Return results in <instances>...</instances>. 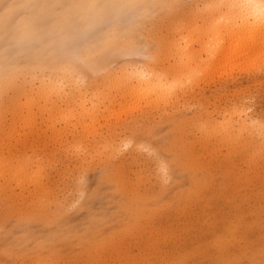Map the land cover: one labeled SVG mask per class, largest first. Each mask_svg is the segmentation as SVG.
<instances>
[{
    "label": "rangeland",
    "instance_id": "374dc122",
    "mask_svg": "<svg viewBox=\"0 0 264 264\" xmlns=\"http://www.w3.org/2000/svg\"><path fill=\"white\" fill-rule=\"evenodd\" d=\"M234 1L0 0V157L27 162L0 264H264V16Z\"/></svg>",
    "mask_w": 264,
    "mask_h": 264
},
{
    "label": "bare ground",
    "instance_id": "6f19581e",
    "mask_svg": "<svg viewBox=\"0 0 264 264\" xmlns=\"http://www.w3.org/2000/svg\"><path fill=\"white\" fill-rule=\"evenodd\" d=\"M233 4L234 5H240V9H243V10H246V11H253V12H256L257 13V15H259V16H264V0H235L234 2H233ZM240 13H242V12H240ZM246 15V14H245ZM249 15V14H248ZM237 16H239V15H237ZM264 23V22H263ZM262 22H261V24H263ZM262 26H264V24L262 25ZM111 33H112V35L111 36H113L114 37V39H116V35L118 34V31H111ZM126 39V38H125ZM121 42H125V41H128V39L127 40H124V38H122L121 40H120ZM111 51V49L108 47V46H105V50H101V52L100 53H92V54H90L91 53V51L89 52V54H88V58H87V61H84V60H82L81 59V57H80V59L78 60V61H80V63H82V65L83 66H85L88 70H94V69H98V68H100L101 67V63L103 62V61H105L106 60V57H108L109 56V52ZM105 58V59H104ZM104 59V60H103ZM143 68V67H142ZM144 69V68H143ZM144 71V70H143ZM143 71H142V73L141 72H139V73H141L140 75H141V77H142V79H144V77H145V73L143 74ZM148 71V70H147ZM148 74V73H147ZM137 75H139V74H137ZM149 75L150 76H148L149 78H147V79H149V80H151V82H155L156 80H155V78H156V76H157V74L155 75V73L153 72V70L152 71H150V73H149ZM140 77V78H141ZM146 78V77H145ZM158 78V77H157ZM156 78V79H157ZM57 80V79H56ZM148 82V81H147ZM59 83V82H58ZM50 84H52V82L50 83ZM54 84H55V82H54ZM150 84H153V83H150ZM48 85H49V83H48ZM50 86V85H49ZM149 90V89H148ZM235 113V112H234ZM239 114V113H238ZM237 115V114H236ZM240 117V116H239ZM234 121V120H233ZM244 125L245 124H243L242 126H241V128H242V130L241 131H243V128H245L244 127ZM246 126V125H245ZM217 130H219V131H221L222 132V135L220 134L219 136L221 137L222 136V138H220L222 141H224L225 140V145L227 144L226 143V141L228 142V143H230V146L233 148V149H235V150H238L239 149V151L240 150H243V148H245V150H243V151H245L246 152V150L247 151H249L250 149H252L253 147H252V143H253V140H251V141H246L247 140V138L246 137H244V138H246V140H244V141H241L239 138H238V134H236L235 133V131L233 130V125H231L230 123H223V124H221V125H217L216 127H215ZM255 128V134H257L258 135V138H259V140L261 141V143L264 145V130H263V128H262V126H256V127H254ZM211 129H213L212 131L214 132V128H211ZM211 129H207L206 130V136H208V138H209V131L211 130ZM246 129V128H245ZM244 129V130H245ZM237 130V129H236ZM249 130H252V128L250 129L249 128ZM248 131V130H247ZM246 130H245V132H247ZM211 132V131H210ZM239 132V131H238ZM251 132V131H250ZM252 132H253V130H252ZM212 133V132H211ZM217 133H219V132H217ZM217 133H215V134H217ZM248 133H249V131H248ZM208 134V135H207ZM212 135V134H211ZM263 135V136H262ZM211 137V136H210ZM214 137V136H213ZM208 138L206 139V140H208ZM256 138V137H255ZM211 139V138H210ZM209 139V140H210ZM214 139V138H213ZM220 139H218V141H220ZM250 139H253V137H251ZM215 140H216V137H215ZM259 140H257V141H259ZM217 141V140H216ZM222 141H220L221 143L220 144H222ZM209 142V141H208ZM219 143V142H218ZM260 143V142H259ZM260 143V144H261ZM224 144V143H223ZM255 144V143H254ZM261 144V145H262ZM228 145V144H227ZM257 145V144H256ZM229 146V145H228ZM241 147H243L242 149H240ZM250 147H252V148H250ZM262 147V146H261ZM260 147V148H261ZM264 147V146H263ZM254 148H255V146H254ZM256 149H257V147H256ZM234 150V151H235ZM264 150V149H263ZM237 152V151H236ZM234 153V152H233ZM249 154V153H248ZM8 160H11V159H8ZM21 161V160H20ZM17 162H19V161H17ZM17 162H16V166H14L13 165V163H10L9 161H7L6 159H3V158H1L0 157V175L1 176H3L2 175V173L3 174H5L6 172H8L9 171V174H8V176L9 175H13L14 174V176H19L20 177V180H21V182L23 181L22 180V178L24 179L26 176H25V174H26V172H24V171H26V169H24V166H25V162H24V160H23V162L24 163H22V161H21V163H19V164H17ZM27 163V162H26ZM8 169V170H7ZM5 172V173H4ZM16 173V174H15ZM23 173H24V177H22L21 178V175H23ZM30 174V173H29ZM5 175H7V173L5 174ZM27 175H28V173H27ZM0 176V177H1ZM13 176V177H14ZM34 176V175H33ZM4 177V176H3ZM28 177V176H27ZM32 177V176H31ZM18 178V177H17ZM1 179V178H0ZM7 179H9V178H7ZM15 179V178H14ZM14 179H12V180H14ZM19 179V178H18ZM27 179H30V177L29 178H27ZM39 179V178H38ZM2 180V179H1ZM25 180V179H24ZM31 180V179H30ZM29 180V181H30ZM28 181V182H29ZM39 181V180H38ZM4 182V181H3ZM9 182V181H8ZM11 182V181H10ZM14 182H16V183H20V181H17V180H14ZM30 183V182H29ZM39 183V182H38ZM10 184V183H9ZM7 185V184H6ZM35 185V184H34ZM4 189V187L2 188V190ZM1 190V191H2ZM126 207V209H128V206L127 205H124V208ZM40 247L41 248H43V247H45V244L44 245H40ZM40 249V248H39ZM42 259H43V257H42ZM44 260V259H43Z\"/></svg>",
    "mask_w": 264,
    "mask_h": 264
}]
</instances>
